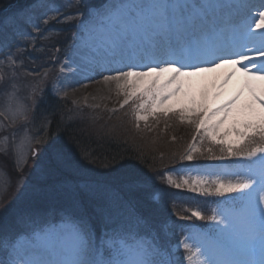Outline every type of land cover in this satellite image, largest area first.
<instances>
[{
  "label": "snow or ice",
  "instance_id": "1",
  "mask_svg": "<svg viewBox=\"0 0 264 264\" xmlns=\"http://www.w3.org/2000/svg\"><path fill=\"white\" fill-rule=\"evenodd\" d=\"M79 6L77 4V11L74 13L77 22L80 17ZM10 7L15 8V11L0 18V34L6 32L8 28L18 26L21 21L31 25L38 33L41 31L33 22V13L39 7H46L45 5L32 0L31 4L23 7L16 5ZM120 7L123 11L116 16L111 25L113 39L111 47L107 50L105 62L86 67L93 72L115 73L106 75L104 79L115 82L117 89L125 94L123 104H127L139 93L140 97L147 98L142 100L139 108L145 109L152 105L155 111L163 100L181 91L183 83L181 77L215 71L223 64L240 65L235 71L240 72L244 79L227 103L214 110H208L203 103L198 104L194 99L191 100L195 105L192 111L198 117L197 130L203 128L209 137L216 139L214 130L225 118L233 121L231 130L239 140L227 147V155L247 163L238 164L242 171L227 173L234 177V180L227 183L214 180L212 183L215 185L214 191L217 195L236 193L239 199L229 196L230 206L214 209L211 216L206 217L200 211H193V217L197 220L211 221L212 227L207 232L185 236L178 243L186 253L184 259L188 264H264V31L253 33L250 30L252 22H255L257 29H264V11L258 10L259 19L256 20L251 15V9L257 6H232L247 9V22H244L239 12L236 16L228 18L226 23L240 21L241 28L234 45L229 47L215 41L202 42L205 17L193 15L192 10L203 9L207 5L197 4L194 0L192 3L131 4ZM259 8H264V2L258 6ZM47 11L59 12V9ZM44 23L47 24L48 20ZM145 37H149L147 42ZM249 43L255 46L249 48ZM253 51L256 53L255 56L249 54ZM6 55L9 60L14 59L11 53ZM145 57L148 58V63H141ZM209 57L212 59H208ZM216 60L220 63H216ZM205 62L212 63L214 67H200V64ZM177 64L180 66L176 67ZM137 67H146L147 71H134L133 69ZM187 68H191L192 71L182 70ZM165 73H171L166 82L173 85L171 89H167L166 85L163 88L157 87L156 80H153L151 85L144 86V78L153 76L159 78ZM234 74L227 73L216 87L223 88ZM255 81L262 82L259 90L254 84ZM55 91L57 88L54 84L52 92ZM245 91L248 98L242 99ZM43 97L44 90L41 91V100ZM39 103L40 101H36L35 106L38 107ZM19 110L23 113V106ZM200 113L203 115L200 116ZM183 114L182 109L181 119ZM136 119L147 117L137 115ZM211 121L214 123H210ZM216 142L223 144L222 140ZM221 151L225 149L222 148ZM32 156L35 158L39 176L58 175L63 178L61 191L77 211L80 209L81 197L103 206L106 225L127 211L126 202L117 190L108 186L101 187L87 176L80 175L85 171L81 160L86 157L76 159L67 145L53 143L47 148H33ZM183 159L192 161L193 156L189 153ZM188 183V180H183L182 183H176L175 187L181 188ZM192 183L195 185L197 181ZM198 190L195 186L192 187V191ZM36 191L43 194L45 189L38 186ZM7 207L5 204L0 208V214L7 211ZM72 230L74 240L71 246L56 243L52 237L43 242L23 246L13 242L10 233L0 234V264H175V261L167 258L169 253L159 244L145 241L143 238L129 240L119 232H114L107 240L101 238L100 244L97 245L93 228L86 215H80L77 222L72 225Z\"/></svg>",
  "mask_w": 264,
  "mask_h": 264
},
{
  "label": "rangeland",
  "instance_id": "2",
  "mask_svg": "<svg viewBox=\"0 0 264 264\" xmlns=\"http://www.w3.org/2000/svg\"><path fill=\"white\" fill-rule=\"evenodd\" d=\"M149 1L152 0H148V3ZM63 3L64 6L62 7V13L60 15L56 14L51 16L56 17L55 19H51V17H49L47 19V27H53L52 29H54L57 26L56 23L58 22V20H60V22L65 21V18L63 17L64 15L71 16V14H69V10L72 7L71 5H73L72 0H64ZM98 15L99 14H96L95 17H97ZM94 21L95 18L92 17L91 21L87 22V26H91ZM45 30L46 29L40 32L47 34V31ZM255 30H259L258 32L264 31V29L257 28H255ZM40 32L35 35L36 37L34 40L31 36L29 37L30 40L28 42L31 43L32 46L38 43L39 38H36L39 37V35L41 36ZM80 33L81 32L77 28L75 35H72L70 44L71 47H69L66 56L64 57V59H62L61 65L56 72V81L52 84V87L54 84L56 85L57 91L52 93L54 97H59L64 100V102H66V105L71 106L74 111H78L77 108L87 107L91 109L99 108L100 110H102V108H109L110 106L116 107L117 110H121V112H119L121 114L111 115L108 121L103 118L102 114L98 117L91 118L79 116L80 123L82 122L81 126L88 127L90 130H94V136L96 135V137H99V135L106 133V138L110 137V139H114L119 142H130L131 144H135L137 146L140 145V148L145 152L147 156H149V159H153V162L157 163L159 167H162L161 169H170L174 165L178 163L180 164L181 162L186 160L183 159V157L188 155L189 153H191V155L193 156L194 152L203 150L202 145L205 143V141L203 140V134L200 135L199 139L189 140V136L187 135L190 130L189 126H193L194 129L196 128V131L198 132H203L207 136L205 140L206 142H208V144H218L216 141L222 140L224 145H230L234 144V142L231 140L232 138H237V140H239V137L234 133V131L231 130L233 127L232 122H224L220 126L221 128H216L214 130L216 139L209 137L205 133L203 128L197 130L196 122H198V117L192 111L195 108V105L191 102V100L194 99L198 104L204 102H206V105L209 104V102L213 103L214 101L211 100L212 98L208 99V96L205 93L200 98L188 96V100L186 101V103L183 106L179 107L177 105L180 101L176 100L173 96L168 97L167 99L163 100V102L160 103L155 108V110L158 112H172L169 115H161V113L158 116L155 115V119L157 120L153 121L152 123L149 122V116H147L146 114L139 115L146 116L147 119L137 120V115L130 112V110L135 111L134 108L125 110V107L121 106L123 104V101L126 99V96L119 89H117L116 84L113 82H111L109 86H107L105 85V83L100 84L99 81H101L102 79H97L88 75L87 77H85V81L81 83L79 82L81 88L79 89V91L75 90L74 87H64L65 80L64 84L60 86L61 83H59V78L61 77V75L59 76V74L61 72V69L63 68L62 73H65V69H69L72 62L77 61L81 57V55L86 54V51L92 48L90 38H94L95 35H92L91 33L89 34L88 31H86L87 36ZM98 34H100V32L97 33V35ZM47 42L48 40L46 39L43 43L42 39L41 43L38 45L45 46ZM99 47L101 46L99 45ZM98 49V47H94L92 48V52H97ZM12 56L14 57L13 60L6 59V62L3 61L0 64V105L4 106L6 105V103L15 105L12 117L16 116V118L19 119L16 121L14 131L16 130V128L19 131L12 132L11 135L18 136L16 137L19 140L17 148L21 151L18 152V154L17 152H15L17 154L16 162L18 163L15 166V163L12 161V158H10L9 155L11 150L5 151V149H0V208H3L5 204H7V209L12 208L13 203L15 204L18 198L21 199L25 195L32 193L30 191L34 188V186H31V182L38 181L40 183V181L43 180V176L38 175L37 169L35 167V158L32 156V149H39L41 147L47 148L49 146L48 141L42 140L45 137L43 136L42 132V134L40 133V128L45 129V127L43 124H41V121L39 125L40 127L36 133L30 134L29 131H27L29 130V127L31 125L30 116L26 117L27 113L29 112L30 102H36L37 97L34 96L40 92L36 91L35 93H31V91H33L36 87L38 78L31 77V75L27 74L23 68H25L24 65L28 66V71L31 72L34 71V68L31 66V64H29V62H27V59H25L26 61L22 60L23 62H20L18 59L19 54H13ZM68 57L69 61L72 62L68 63ZM65 65H67V67H65ZM168 78L169 77H164L163 75H161L159 78L154 76L146 77L144 78V86L147 87L151 85V82L153 80H156L157 87L163 88L166 85L167 89H171L173 85L166 84ZM192 82V86H194V88L196 86H199L197 80ZM13 85H15V87H13ZM69 87H71V85H69ZM194 88H191V86L188 85L185 90V94L191 92L192 89L193 93L195 91ZM138 97H140L139 93H137V96H134L131 100H129V102ZM186 105H188L187 108L185 107ZM21 106H23V113H21V111L19 110ZM56 109L58 108L56 107ZM182 109L184 110L183 119H181ZM40 112L41 110L38 111V113H36L34 117L40 115ZM59 112H61V110H59ZM67 112L69 113V111ZM202 115L203 113H200V116ZM71 116L74 115L72 114ZM24 119L25 122L23 125H21L20 123ZM212 122L213 121H211L210 123ZM9 123L13 124L14 121H9ZM34 123V126H38L36 122ZM146 123L149 127V130L145 132V128H143V125ZM9 127L11 126L9 125ZM1 130L2 133H0V140H3V133H7L8 131L5 129ZM88 134H90V132ZM40 139L41 143H38L37 141H40ZM82 150V146L81 150H78L74 147H72L71 149L74 157L79 159L84 157L82 154ZM11 162L14 164V166L11 165ZM22 168V172H19ZM16 169L19 171H17ZM4 170L6 171V173ZM205 173L208 172L188 170L179 171L178 176H173L172 174H168L167 176L170 181L174 182V185L176 183H182L183 180H188V184L179 188V190H184L186 193L197 194L198 192L202 191L204 193H212L214 191L215 185L211 180L206 185V180L209 178V176H207ZM212 176L215 177L214 174ZM156 180V178L150 179L147 183V187L149 189H153L154 192L164 196L165 192L159 190L156 187ZM193 181H197V183L193 185ZM193 186H195L199 190L192 191ZM8 199H11V201L9 200V202L7 203ZM168 203V205L171 204V202ZM168 234L171 235L169 232ZM46 236L53 237V234H48Z\"/></svg>",
  "mask_w": 264,
  "mask_h": 264
},
{
  "label": "trees",
  "instance_id": "3",
  "mask_svg": "<svg viewBox=\"0 0 264 264\" xmlns=\"http://www.w3.org/2000/svg\"><path fill=\"white\" fill-rule=\"evenodd\" d=\"M24 1L25 0H0V11L10 5H20ZM87 1L90 0H78L77 2L82 6L81 2ZM26 58L28 59L29 57L26 56ZM65 109L66 108H63L62 111ZM64 114L66 115L65 111ZM67 117L65 116L66 120L63 117L49 114L47 118H45L46 122L44 123L46 130L40 128L45 137L42 140L48 141L49 145L53 143L67 145L70 149L74 147L81 150L82 146V154L86 157V159L81 161L85 166V171H83V173H85V176L88 178H93L95 179L94 181H102L103 179L111 180V182H122L132 178L144 179L150 170L157 171V169L161 168L157 163L153 162V159H149V156L140 148V145L137 146L130 142H119L110 139V137L106 138V133L96 137V135L94 136V130L81 126L82 122H73L74 116H70V118ZM70 120H72L71 124H69ZM89 132L90 134H88ZM60 180L63 181L61 176ZM9 200L11 201V199H8L7 203ZM83 201L87 202L88 199L86 197H81L80 202ZM90 204L87 208L81 206L82 211L85 212L86 209L87 212L91 211L92 206ZM27 215L29 216V211ZM15 216L19 217L17 214ZM86 216L89 218L90 223H92L94 216L89 213H86ZM6 219L8 220L9 218ZM1 225L2 222H0V226Z\"/></svg>",
  "mask_w": 264,
  "mask_h": 264
},
{
  "label": "bare ground",
  "instance_id": "4",
  "mask_svg": "<svg viewBox=\"0 0 264 264\" xmlns=\"http://www.w3.org/2000/svg\"><path fill=\"white\" fill-rule=\"evenodd\" d=\"M157 3H165V1L164 0H158V2ZM103 20H107V18H103ZM84 60H86V57H82V59L80 60V62H79V66L81 65V66H84V64L86 63ZM95 61H97V59H95ZM227 73H229V70L228 69H226V68H223L221 71H219V72H217V74H218V77L219 78H221L222 76H225ZM193 79V78H192ZM216 79H218V78H216ZM215 79V80H216ZM182 80H185V81H183L184 82V84L182 83V85L184 86V87H187L186 86V84L188 85V83H190L191 81H190V78H183ZM218 81H215L212 85H211V88H210V90H207V93L208 94H212V95H214L215 97H217L218 95H217V93H219L220 91H223L222 90V88L219 90L217 87H216V85H214V84H216ZM232 82V81H231ZM229 83V85L231 86V87H227V89H230V88H234L235 87V83L233 84V82L232 83ZM109 84H110V81H105V85H107V86H109ZM254 84H255V86H256V88H257V90H259L260 89V87L258 86V81H255L254 82ZM223 88H225V87H223ZM185 90H186V88H183V90L182 91H179L177 94H176V99L177 100H184V99H186V95H185ZM82 93V92H81Z\"/></svg>",
  "mask_w": 264,
  "mask_h": 264
}]
</instances>
